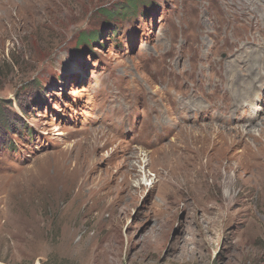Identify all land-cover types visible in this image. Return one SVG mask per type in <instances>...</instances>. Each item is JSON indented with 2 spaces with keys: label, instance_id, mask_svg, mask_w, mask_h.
<instances>
[{
  "label": "rangeland",
  "instance_id": "374dc122",
  "mask_svg": "<svg viewBox=\"0 0 264 264\" xmlns=\"http://www.w3.org/2000/svg\"><path fill=\"white\" fill-rule=\"evenodd\" d=\"M0 116V264H264V0H0Z\"/></svg>",
  "mask_w": 264,
  "mask_h": 264
},
{
  "label": "trees",
  "instance_id": "16d2710c",
  "mask_svg": "<svg viewBox=\"0 0 264 264\" xmlns=\"http://www.w3.org/2000/svg\"><path fill=\"white\" fill-rule=\"evenodd\" d=\"M136 1H131L129 2V5L127 6H121L120 9H110V10H103L104 16L109 20V21H118L122 19L123 17L127 16L130 14L136 7H137ZM100 36V33L98 32H93L90 34L86 35H80L79 36V42L89 45L91 43H98V38ZM2 117V116H0Z\"/></svg>",
  "mask_w": 264,
  "mask_h": 264
},
{
  "label": "bare ground",
  "instance_id": "6f19581e",
  "mask_svg": "<svg viewBox=\"0 0 264 264\" xmlns=\"http://www.w3.org/2000/svg\"><path fill=\"white\" fill-rule=\"evenodd\" d=\"M22 5V4H21ZM102 139V137H100ZM131 168L133 169L134 167L131 166Z\"/></svg>",
  "mask_w": 264,
  "mask_h": 264
}]
</instances>
